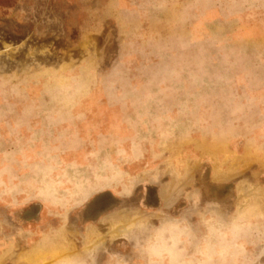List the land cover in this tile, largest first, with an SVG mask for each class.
Returning <instances> with one entry per match:
<instances>
[{
  "label": "rangeland",
  "instance_id": "obj_1",
  "mask_svg": "<svg viewBox=\"0 0 264 264\" xmlns=\"http://www.w3.org/2000/svg\"><path fill=\"white\" fill-rule=\"evenodd\" d=\"M106 5L0 0V111L34 109L47 120L49 141L56 143V130L64 141L63 148H49L42 173L19 178L29 166L15 163L14 183L0 179V264H53L47 252L41 261L28 258L41 238L44 247L51 246L46 238L56 242L50 253L58 264H264L256 250L262 244L246 241L248 220L263 219L254 216L263 217L262 200L257 212L249 209L244 186L246 208L233 211L234 184L211 181L220 157L231 156L232 138L250 147L264 143V0ZM115 13L128 24L120 28ZM149 44L175 49H142ZM106 108L113 118L125 113L138 120L139 139L148 145L137 146L128 126L117 122L113 156L99 161L104 147L90 143V161L75 162L79 145L70 130H60L74 127L75 119L78 126L91 124L93 115L82 112L97 116ZM22 117L34 125L38 116ZM6 119L1 113L0 125ZM126 151L141 159L143 172ZM104 166L112 177L106 186L98 184ZM127 166L136 179L127 178ZM159 170L164 182L153 179ZM174 170L191 171L192 179L175 180ZM243 176L249 178V170ZM167 181L178 190L177 202L161 210L155 187L168 188ZM237 238L245 241L233 243ZM67 243L71 247L63 248Z\"/></svg>",
  "mask_w": 264,
  "mask_h": 264
},
{
  "label": "crops",
  "instance_id": "obj_2",
  "mask_svg": "<svg viewBox=\"0 0 264 264\" xmlns=\"http://www.w3.org/2000/svg\"><path fill=\"white\" fill-rule=\"evenodd\" d=\"M107 5L106 7L111 8L112 3H117V4H122L125 2H129V0H106ZM115 15V19L118 20V24L120 28H123V25L128 24L127 22L124 21V17L122 14V17L119 13H115L113 14V16ZM127 28H130L127 26ZM143 50L146 51H163V50H174L175 48L173 46H170L169 44L166 45V48H162L160 47L158 44H154V45H143ZM163 49V50H160ZM154 61V60H153ZM120 64H123V61L119 62ZM2 111H6V112H2L0 111V114L2 113V115L6 116L7 119L6 121H4L3 123H1L0 125V179L5 180L8 179L9 182H13L12 179H14L17 175L16 174V167L14 166L15 163H24L25 165L27 164V167L29 166V170H25V172L23 171V173L21 174V176H19V178H23V179H31L33 178L37 173V171H41L40 173H42V171H44L43 169L46 168V164H48L49 161H51L48 158V151L49 148H55L57 149L59 148H63L64 146V141H61L60 138L58 137V130L53 132V136L52 138L56 139L55 142L56 143H51V141H49V128H48V124H47V120L44 118L43 114L41 113H37L34 109L33 112L31 113H27V109H21V108H7L5 109H1ZM35 111V112H34ZM40 111V109L38 110ZM131 111L129 109V114L131 113ZM137 112H135L137 115L143 114L144 110L143 109H137ZM154 111H152V115H154ZM83 115H85V117H89L90 115H93L92 117H89L91 119H93V121H90V123L85 124V126L83 125H77L75 123V121L73 122V126L72 128L69 129H61L60 132L64 133L67 132V130H70L72 133V142L73 145H79V147L77 149H75L72 153L73 159L75 162H79V161H90L88 156L89 152L87 153L88 146L87 144L91 143V146L93 148H96L97 145H102L104 147L105 153L103 156H101V158H99L100 160H103L104 162L107 161V157L113 156L112 154V146H111V141L113 138V125L117 124L118 122V128H119V124H121L122 126L126 127V129H130V133L129 136L132 137V139H134V141L136 142L137 146H145L148 144H145L143 142L142 139H139V133L141 132V130L137 129V122L134 119H126L125 117V113H122V116L119 117H112V113L110 111H108V109H105V112H103L102 114H98L96 116L95 113H91L87 110H85L84 112H82ZM146 114L149 115V111H146ZM180 114V113H179ZM24 115H32V116H38L36 119L37 122L33 125L30 123H26V120L28 122V120H30V118H23L22 116ZM43 116V118H42ZM81 114L79 113L77 115V119H80ZM22 119V120H21ZM120 122V123H119ZM75 123V124H74ZM150 126L148 125V128ZM151 129L152 130H156L157 129V124H155L154 122H152L151 125ZM50 131V132H52ZM57 132V133H55ZM115 134H117V136H119V131H117L116 129H114ZM160 138L159 134H156V139H155V143L157 142V140ZM81 142H84V146H80ZM232 142H234L233 145ZM232 142H230V157L228 156H221L220 158H222V162H221V167L219 170H217L216 173V169L218 166H216V169L214 171V165L212 164V170L213 173L215 172L216 174H214L213 179L211 178V181H213V183H215L216 185H224V184H228V183H233L234 184V196L235 199H237V203L234 204L233 202V207L232 210L233 211H238L240 212L241 210H243L244 208H246L243 204L241 205V188L246 186L248 188V195H249V209L253 208L255 212H257L256 210V202H258V200H262V204L264 207V143H257L256 146L254 145H249V141L245 142L241 140H237L234 138H232ZM157 145H159V142L157 143ZM157 150V149H155ZM153 150V152L155 151ZM128 152V157H131V151H126V153ZM130 155V156H129ZM130 163L132 164L134 162V164L136 165H132V166H136V170H139L141 172L142 171V167L139 165L141 162L140 158H135V160L131 157V160H129ZM139 163V164H138ZM34 164V165H32ZM106 165V163H105ZM132 168V167H131ZM130 166H127V169H125V174H127V178L130 179H136V176L134 175V173H132ZM103 181H100L98 184L102 185V186H106L107 183H111V175L108 172L109 169L108 167L104 166L103 168ZM245 170H249L250 172V177L249 178H245L243 176V172ZM162 170L159 171H155L154 173H152L153 179L156 181H160L162 182V176H163V172H161ZM174 175H177L175 178V180L179 179L180 176L179 175H183V177L185 178L184 180H191L192 179V174L191 171H173ZM138 174V173H137ZM107 179H109V181L107 182ZM170 180V178L168 179ZM164 182V181H163ZM170 181H167V184L169 185ZM165 184V183H164ZM247 184V185H245ZM97 185V184H96ZM95 182L94 183H90L89 184V191H91L93 187L96 186ZM2 189H0V193H1ZM3 192V191H2ZM93 192V191H91ZM243 194H246L245 192H243ZM156 196V200L158 201V208H160L161 210H170L173 206H175L176 202H177V195H178V190L175 187H172V185H169L168 188H166L165 186L160 185H156L155 187V194ZM187 209V205H185L184 210ZM264 208L260 207L258 210H260L261 212L263 211ZM264 212V211H263ZM254 216L256 218H263L258 219V220H248L251 224V230H250V234L252 235L250 237V239L246 238V241H250L251 243H261L263 245V247L261 246H257V249L259 253V255H257L258 258H262L264 257L263 254L264 253V232L262 233V227H264V214L263 217H261L260 214H254ZM192 222V221H191ZM192 224V223H191ZM254 228H258L259 230H255ZM254 229V230H253ZM259 233V234H258ZM44 238H41L39 240H37L35 242V246L33 248L29 247V255L28 258L32 261V262H37V261H41V257L44 256H53L55 258V260L57 259L55 256L56 255H52L53 253H50V251H54L56 249L55 244L56 242L46 238V241H48L51 246L49 245L48 247H44L43 245H41V242ZM245 239H235L232 242L233 243H240V242H244ZM60 244H58L57 246H59ZM67 245V246H66ZM66 245L62 244L63 248H70L71 243H67ZM10 246V244L8 243V247ZM262 249V250H261ZM44 250V251H43ZM254 251L255 253V257H256V253L257 251ZM42 252H47L43 255H41ZM37 254V255H36ZM254 255V254H253ZM71 257V256H70ZM69 257V258H70ZM254 257V256H253ZM54 260L53 264H58L56 263ZM69 260V259H67ZM71 259L68 261L70 262Z\"/></svg>",
  "mask_w": 264,
  "mask_h": 264
}]
</instances>
